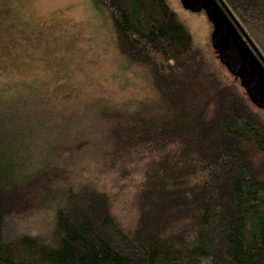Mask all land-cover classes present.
<instances>
[{
    "label": "trees",
    "instance_id": "obj_1",
    "mask_svg": "<svg viewBox=\"0 0 264 264\" xmlns=\"http://www.w3.org/2000/svg\"><path fill=\"white\" fill-rule=\"evenodd\" d=\"M91 1L157 97L96 104L107 144L76 188L31 104L0 97V264H264L263 110L172 0ZM220 1L264 61V0Z\"/></svg>",
    "mask_w": 264,
    "mask_h": 264
},
{
    "label": "rangeland",
    "instance_id": "obj_2",
    "mask_svg": "<svg viewBox=\"0 0 264 264\" xmlns=\"http://www.w3.org/2000/svg\"><path fill=\"white\" fill-rule=\"evenodd\" d=\"M172 5L216 59L204 12H189L179 0ZM120 57L91 0H0V97L31 104L28 110L39 120L44 143L59 147L56 173L64 174L62 185L85 186L84 179L100 168L108 124L96 122V104L157 97L145 68ZM248 148L258 162L260 153ZM123 188L113 196L119 214L120 202L131 192ZM129 218L125 213L121 220Z\"/></svg>",
    "mask_w": 264,
    "mask_h": 264
},
{
    "label": "water",
    "instance_id": "obj_3",
    "mask_svg": "<svg viewBox=\"0 0 264 264\" xmlns=\"http://www.w3.org/2000/svg\"><path fill=\"white\" fill-rule=\"evenodd\" d=\"M183 9L204 12L211 24L210 44L227 71L238 78L253 105L264 112V61L220 0H179Z\"/></svg>",
    "mask_w": 264,
    "mask_h": 264
}]
</instances>
